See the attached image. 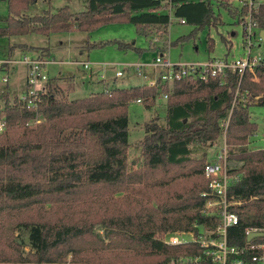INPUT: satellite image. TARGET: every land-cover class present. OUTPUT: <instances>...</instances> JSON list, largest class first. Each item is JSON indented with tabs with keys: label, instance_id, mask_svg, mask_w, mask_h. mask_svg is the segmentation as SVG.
Wrapping results in <instances>:
<instances>
[{
	"label": "trees",
	"instance_id": "1",
	"mask_svg": "<svg viewBox=\"0 0 264 264\" xmlns=\"http://www.w3.org/2000/svg\"><path fill=\"white\" fill-rule=\"evenodd\" d=\"M7 1L9 15L0 25V36L89 32L114 20L133 22L143 31L153 27L166 31L173 14L203 27L221 22L215 1L225 6L231 2L88 0L86 10L73 11L66 4L55 11L29 14L25 10L37 0ZM246 11L242 5L241 13ZM251 13L264 28V7ZM110 41L143 52L132 42ZM19 46L38 47L26 42ZM253 75L258 79L253 80ZM60 89L47 83L38 110L27 107L18 93H6L0 101V116L7 123L0 133V264H66L70 252L86 263L163 264L173 256L197 251L195 243L173 245L164 237L168 231L191 229L194 222L208 226L218 222L217 213L203 211L202 192L209 188L204 165L208 147L220 137L221 122L228 115L229 157L242 161L231 170L241 174L230 188L240 220L230 228L229 239L243 243L246 227L264 228V147L249 146L257 129L249 107L264 105V64L246 70L241 79L229 72L223 84L215 77L204 81L192 76L168 83L159 74L155 84L114 86L77 98L60 94ZM164 91L168 94L166 123L157 117L145 121L143 164L132 169L128 105L142 98L152 106ZM37 113L41 121L28 123ZM182 176L189 178L177 180ZM151 178L160 180L161 191L150 194L140 184ZM134 183L140 184L136 188L146 197L132 200L122 195L127 204L106 198ZM21 232L28 235L27 251Z\"/></svg>",
	"mask_w": 264,
	"mask_h": 264
},
{
	"label": "rangeland",
	"instance_id": "2",
	"mask_svg": "<svg viewBox=\"0 0 264 264\" xmlns=\"http://www.w3.org/2000/svg\"><path fill=\"white\" fill-rule=\"evenodd\" d=\"M66 4L73 11L86 10L88 8V0H37L25 12L34 14L43 12L45 9L55 11ZM241 4L240 0H231L229 6L220 5L218 1H215L214 10L216 14L220 15L221 22L218 24H206L203 27H198L194 23L182 22L180 17L173 14L166 31L163 30V27H153L144 29L143 31L133 22L114 20L89 32L73 30L68 32H54L49 36L31 33L0 36V59L7 57L10 52V45L18 41L21 43L27 41L30 42L28 43L29 45L38 46L35 49L27 48L24 50H27L31 54H37L38 52H43V54L50 53V57L57 60L49 64V74L52 77L62 74L61 77H58L59 82L62 84L60 86V94L68 93L67 96L69 98L87 96L93 91H100L114 86L149 84L153 83L158 77L160 68L154 64L158 55L163 54L172 63H204L213 57H237L244 54L242 25L240 24L242 15ZM165 9L172 10L170 7ZM8 15V1L0 0V25L5 24ZM183 35H187V37L181 41L172 43ZM153 37L157 39L154 41ZM116 39L132 42L140 46L143 52L136 49L120 48L116 42L110 41ZM227 39L230 41L228 42ZM98 41L108 42L101 46L91 45ZM21 43L17 45H21ZM155 43L156 47L152 45ZM230 44L232 46L229 49ZM258 48L264 49V39L260 41V47ZM21 51L23 50L17 49L13 54H18ZM21 55L23 53L18 54L19 57ZM136 60L145 63L143 70L140 73L135 69L133 73H130L129 67L133 68L135 66L125 64ZM84 62H88L90 68L85 67ZM104 63L108 64L105 65ZM118 70H121L122 74H118ZM91 71L92 76L89 75ZM4 74V71L1 70L0 101L2 103L6 93L9 92L10 95H15L16 93L21 94L26 88V66L19 63L16 70L10 73V81L8 83L2 79ZM103 74H105L106 79H103ZM158 103H161L163 109H161ZM166 107L167 98H164L162 93L157 96L156 102L152 106L148 107L144 104L143 100L137 101L136 99L128 105L130 168L135 169L143 164L141 140L146 134L144 128L145 121L157 117L160 123L165 124L166 117L164 115L166 113ZM249 110L251 118L257 123V129L250 138L249 146L253 148L264 147V105L252 104ZM224 136V132L222 131L215 145L208 147V158L214 155L218 146L223 143ZM237 164L240 165L241 163L238 162ZM188 178L182 176L177 180H182L180 182H183ZM157 179L151 178L150 181L146 183L141 182L140 184L142 186L145 185L147 191L152 194L154 190L161 191L163 188V184L160 180L158 182ZM140 184H131L125 191L109 194L106 198L111 197V199H114L120 204H127L124 198L121 197L122 195H126L127 198L132 200L146 197L136 188ZM170 185L175 186L176 183ZM100 230L103 232V228ZM21 236L27 242L25 246L27 251L30 249L27 232H21ZM125 252L128 251L125 250ZM65 261L66 264H100L97 262L86 263L78 261V257L72 252L66 256Z\"/></svg>",
	"mask_w": 264,
	"mask_h": 264
},
{
	"label": "built area",
	"instance_id": "3",
	"mask_svg": "<svg viewBox=\"0 0 264 264\" xmlns=\"http://www.w3.org/2000/svg\"><path fill=\"white\" fill-rule=\"evenodd\" d=\"M241 7L245 5L246 13L241 15L240 24L242 25V38L244 44V54L237 57H213L204 63L187 62L172 63L164 55H158L154 62L160 70L164 81L173 83L176 77L192 76L208 81L211 77L219 79L223 84L229 72H236L241 79L246 70L254 71L256 66L264 64V49H260V41L263 36L260 31L263 27L258 26L256 18L253 17L251 10L264 7V0H240ZM240 7V8H241ZM185 22L184 18H181ZM55 60L49 56L40 54L23 53L17 58L0 59V71H4L2 79L5 82L10 81V72L5 64L22 63L26 66V88L19 94L21 100L27 107L38 110L42 102L41 89L49 81V64ZM145 63H136L137 70L141 73ZM85 67H90L88 62H84ZM118 74H122L119 70ZM158 79V77H157ZM157 79L151 83L155 84ZM253 80L257 76L253 75ZM239 95V87L236 90V96ZM164 98H168L167 93H162ZM242 99V97H240ZM142 101V98H137ZM230 115L222 122V131L224 132L223 143L218 146L214 155L210 156L205 162L204 172L209 177V188L202 192L206 196L203 211L207 214L217 213L219 220L214 226H208L204 223L194 222V227L187 230H176L169 232L165 236L168 244L195 243L198 246L197 251L185 252L173 256L163 264H264V228L246 227L245 235L250 231H263L262 235L246 238L243 243H232L229 239V230L232 226L239 223V214L233 209L237 202L230 192L231 185L240 180L239 172L231 171L237 168V160L231 159L228 152L226 133L229 124ZM41 121L40 113L31 122ZM7 127L5 116H0V133ZM215 145V144H214ZM33 264H40L35 262Z\"/></svg>",
	"mask_w": 264,
	"mask_h": 264
},
{
	"label": "crops",
	"instance_id": "4",
	"mask_svg": "<svg viewBox=\"0 0 264 264\" xmlns=\"http://www.w3.org/2000/svg\"><path fill=\"white\" fill-rule=\"evenodd\" d=\"M80 31H82V30H80ZM24 35V34H23ZM154 38V37H153ZM152 38V39H153ZM155 39H157V38H154L153 40L155 41ZM18 43H21V42H16L15 44H12V45H14V47H13V49L9 52V54H8V56L7 57H5V58H3V59H6V58H16L17 56H18V54H20V53H25V52H27V50H24V49H26V48H24V47H21V46H19V45H17ZM26 43H30V42H27L26 41ZM155 47H156V43H155ZM19 50V49H22L23 51H21L20 53H18V54H13L14 53V51L15 50ZM131 49V48H130ZM37 54H39V52L37 53ZM44 55H46V56H51V54L49 53V54H44ZM19 57V56H18ZM55 61L54 62H56L57 60L55 59V58H53ZM140 62V60H136V61H132L131 63H128V64H125V65H133V66H135V67H133V68H131V67H129V72L130 73H133L134 72V70L136 69L137 70V66H136V63H139ZM53 63V62H52ZM143 63V62H142ZM19 63H7V64H5L6 66H7V69L9 70V72L10 73H13L15 70H16V67H17V65H18ZM105 65L106 64H108V63H104ZM90 68V67H89ZM119 71V70H118ZM117 71V72H118ZM138 71V70H137ZM50 75V74H49ZM62 75V74H61ZM61 75L60 76H55V77H52L51 75H50V77H49V81H48V83H51V82H53V83H55V84H57V85H59V86H62V84L59 82V79H58V77H61ZM89 75H91L92 76V71L90 72V74ZM103 76V79H106V76H105V74H103L102 75ZM74 77V76H73ZM143 84H146V83H143ZM149 84H151V83H149ZM123 87H127V86H123ZM9 93V92H8ZM10 94V93H9ZM68 94V93H67ZM164 101H166V100H164ZM160 106H161V103H158ZM165 104H166V102H165ZM154 105V104H153ZM161 109H163L162 108V106H161ZM166 112H167V107H166ZM165 117H166V113H165V115H164ZM250 143V142H249ZM129 153H130V150H129ZM237 162H239V163H241L242 164V161H239V160H237ZM240 164V165H241Z\"/></svg>",
	"mask_w": 264,
	"mask_h": 264
},
{
	"label": "water",
	"instance_id": "5",
	"mask_svg": "<svg viewBox=\"0 0 264 264\" xmlns=\"http://www.w3.org/2000/svg\"><path fill=\"white\" fill-rule=\"evenodd\" d=\"M260 35H262L263 38H264V29L260 31ZM262 234H263V231H261V230H257V231H255V230H254V231H250V232L247 234L246 238H247V239H250L252 236H259V235H262Z\"/></svg>",
	"mask_w": 264,
	"mask_h": 264
}]
</instances>
